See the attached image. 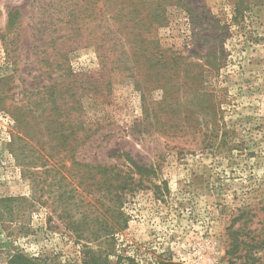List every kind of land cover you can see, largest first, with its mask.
Masks as SVG:
<instances>
[{"label": "rangeland", "instance_id": "374dc122", "mask_svg": "<svg viewBox=\"0 0 264 264\" xmlns=\"http://www.w3.org/2000/svg\"><path fill=\"white\" fill-rule=\"evenodd\" d=\"M70 2L0 0V198H19L11 203L14 216L0 220V264L16 253L83 264L86 243L114 264L178 263L184 256L190 264L210 258L264 264V0H182L167 6V24L148 35L183 56L189 78L205 81V92L221 108L213 121L202 92L174 94L190 115L173 116L171 124L183 130L177 134L143 121L144 105L167 108L164 91L147 82L142 52L135 58L127 47L133 77L123 63L103 72L97 47L110 44L98 38L113 25L110 14L100 26L98 12L82 7L71 25ZM16 11L10 28L8 14ZM53 20L69 34L61 41L68 54L60 69L44 63L54 53L44 29L53 30ZM69 72L100 85V93L82 98L83 118L95 133L75 159L59 150L49 131L54 115L47 88L70 82ZM223 140L221 150L211 145ZM126 154L154 171L142 177L143 189L126 195L128 227L108 242L92 241L100 205L95 193L79 186L72 163L123 164ZM64 187L75 196L66 205ZM84 216L90 225L82 235L91 241L78 242L66 224Z\"/></svg>", "mask_w": 264, "mask_h": 264}, {"label": "trees", "instance_id": "16d2710c", "mask_svg": "<svg viewBox=\"0 0 264 264\" xmlns=\"http://www.w3.org/2000/svg\"><path fill=\"white\" fill-rule=\"evenodd\" d=\"M74 6L71 11V17L69 16V24H78L79 19L77 16L82 15L88 11H96L100 15V26L106 25L103 20L106 14H110L109 20L113 22L109 28L106 27L101 31V36L98 41L101 43L107 42L110 47L101 44L97 47L99 56L101 59V65L103 72L114 71L116 66L123 63L121 69L131 71L134 67L129 66V54L127 47L129 46L137 58L138 53L142 52L144 57V65L146 68L145 75L148 83H155L157 88L164 91L166 99V110H162L161 107L157 110L150 111L144 105V118L143 121L153 120L156 125L162 124L161 131L164 133L174 130V134L183 130L179 124H171L177 120L174 119V115L177 116L180 113L182 117L178 119L187 120L190 115L182 113L181 103L174 99V94H180L181 92L190 93L192 96H198L202 92L205 101L210 102L214 96L205 92L204 82L197 81L193 78H189L186 67L188 64L185 62V58L181 55H175L170 53L167 49H163L157 39H152L148 35L154 32L157 27H161L163 24H167V6L180 4L182 0H68ZM102 1V4L100 2ZM85 7L82 14L81 9ZM236 11H239L237 9ZM17 15L16 12H9V26L13 27L14 19ZM50 28H44L45 35H50V42L53 44L54 53H52L48 59L44 60L50 68L59 67L61 59L67 57L68 50L62 48L61 41L68 38L66 33L67 28L64 29L59 26L58 23L51 21ZM71 27V26H70ZM73 28V27H72ZM70 28V29H72ZM103 28V27H102ZM156 28V29H155ZM155 29V30H154ZM75 30V29H73ZM41 30L37 33L40 36ZM128 33V34H127ZM44 44L43 40L39 41ZM41 48V45L36 49ZM70 51V50H69ZM53 57L52 61L50 60ZM127 57V59H126ZM68 72V71H67ZM182 72L184 74L182 75ZM67 77L72 79L70 82L59 85L55 83L49 86L48 97L52 104L51 111L54 118L50 123V134L57 143V147L60 151H64L67 156H71L75 159V153L79 147L85 146L90 140L95 131L88 127L83 118V105L82 98L89 93L97 92L100 85L96 86L95 81L92 79H73L75 76L72 72L67 73ZM205 80V78H204ZM191 81V82H190ZM199 86H198V85ZM153 85V84H152ZM60 86V88H58ZM156 88V86H154ZM144 90L150 88H143ZM191 91L193 93H191ZM204 91V92H203ZM169 98V99H167ZM168 100V101H167ZM220 105L211 101V118L216 121L221 112ZM164 115H163V114ZM196 115V112H193ZM164 119V120H162ZM218 135V134H217ZM223 135V134H222ZM225 135V134H224ZM225 141L220 142L219 145L211 144L215 146L216 150H221ZM126 162L123 164L101 163V162H77L73 161L72 168L76 169L79 174L80 182L79 186H83L84 190L89 194L95 193L94 199L100 205L98 217L95 222L98 223V228L93 230L90 235L95 240H106L107 242L112 240L115 233L125 230L128 227V217L123 211V207L126 204V195L129 192L143 189L145 186L142 177L145 174H151L154 171L153 167L141 165L136 162L130 155H124ZM140 175V179L137 180L136 176ZM61 184V182H60ZM67 186V185H66ZM71 186V184H70ZM63 188V187H61ZM62 192L61 199H64V205L66 202L72 200L75 196L70 194L74 189H70L67 192V187ZM68 195L69 197H66ZM60 199V200H61ZM19 198H0V203L8 204L4 205L1 210H5L1 213L0 220L6 217L14 216V208L11 203L18 201ZM114 219L116 224L108 220L107 215ZM88 216H84L82 220H69L67 222V229L74 232L78 238V242L83 240L91 241L89 236L82 235L84 229L90 225ZM71 218V217H69ZM84 246V245H83ZM83 264H114L108 260V255L104 256V252L96 251L92 247H89L87 243L84 246ZM106 254V253H105ZM108 257V258H107ZM128 264H135L133 260L127 259ZM8 264H63L61 262H47L38 258H29L22 253H16L11 257ZM67 264V263H66ZM115 264H120L115 263ZM159 264H178L171 260H165Z\"/></svg>", "mask_w": 264, "mask_h": 264}, {"label": "built area", "instance_id": "2783aa9c", "mask_svg": "<svg viewBox=\"0 0 264 264\" xmlns=\"http://www.w3.org/2000/svg\"><path fill=\"white\" fill-rule=\"evenodd\" d=\"M178 261H179L178 262L179 264H190L189 258H187L185 256L181 257ZM208 264H220V263L217 260H215L214 258H210V259H208Z\"/></svg>", "mask_w": 264, "mask_h": 264}]
</instances>
